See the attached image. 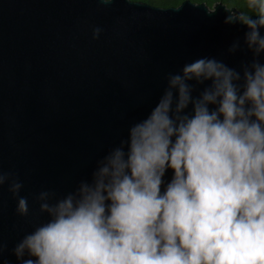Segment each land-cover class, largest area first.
I'll list each match as a JSON object with an SVG mask.
<instances>
[{"label":"clouds","instance_id":"clouds-1","mask_svg":"<svg viewBox=\"0 0 264 264\" xmlns=\"http://www.w3.org/2000/svg\"><path fill=\"white\" fill-rule=\"evenodd\" d=\"M248 7L225 8L224 23L247 29L251 60L238 70L204 56L169 73L90 179L38 193L47 218L14 247L21 264H264V0ZM6 182L17 214L29 216L23 184L0 167Z\"/></svg>","mask_w":264,"mask_h":264},{"label":"water","instance_id":"water-1","mask_svg":"<svg viewBox=\"0 0 264 264\" xmlns=\"http://www.w3.org/2000/svg\"><path fill=\"white\" fill-rule=\"evenodd\" d=\"M225 8L238 10L222 1L0 0V167L23 184L30 209L19 216L9 184L0 188V264H21L14 247L47 218L38 193L63 195L90 179L155 106L169 73L204 56L238 70L251 60L247 29L226 25Z\"/></svg>","mask_w":264,"mask_h":264},{"label":"trees","instance_id":"trees-1","mask_svg":"<svg viewBox=\"0 0 264 264\" xmlns=\"http://www.w3.org/2000/svg\"><path fill=\"white\" fill-rule=\"evenodd\" d=\"M139 1H145L149 2L155 5L160 6H178L182 3L184 0H139ZM195 2H206L211 7L218 1H222L225 4H227L230 7H236L239 11L252 14L253 10L248 7L249 0H192Z\"/></svg>","mask_w":264,"mask_h":264}]
</instances>
